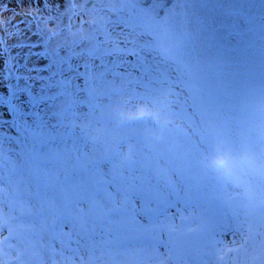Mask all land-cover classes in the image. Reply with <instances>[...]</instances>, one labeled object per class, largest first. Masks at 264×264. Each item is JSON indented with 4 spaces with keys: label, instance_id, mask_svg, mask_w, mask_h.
<instances>
[{
    "label": "rangeland",
    "instance_id": "1",
    "mask_svg": "<svg viewBox=\"0 0 264 264\" xmlns=\"http://www.w3.org/2000/svg\"><path fill=\"white\" fill-rule=\"evenodd\" d=\"M64 7L0 0V264H264V0Z\"/></svg>",
    "mask_w": 264,
    "mask_h": 264
},
{
    "label": "water",
    "instance_id": "2",
    "mask_svg": "<svg viewBox=\"0 0 264 264\" xmlns=\"http://www.w3.org/2000/svg\"><path fill=\"white\" fill-rule=\"evenodd\" d=\"M132 6L142 10L148 16L154 19H160L165 13L168 7H170L175 0H127ZM33 232L32 226L17 225L10 227L6 234V239L14 240L24 235H31ZM194 238L192 233H186L179 239L173 242V262L177 264L189 250L193 249ZM30 239H26V247L22 253L18 255L16 260L26 254L29 250Z\"/></svg>",
    "mask_w": 264,
    "mask_h": 264
},
{
    "label": "snow or ice",
    "instance_id": "3",
    "mask_svg": "<svg viewBox=\"0 0 264 264\" xmlns=\"http://www.w3.org/2000/svg\"><path fill=\"white\" fill-rule=\"evenodd\" d=\"M18 2H21V0H18ZM37 3H43L45 7H48V0H36ZM75 0H61V3H65V7L62 9L64 12L69 11V7L74 4ZM59 8V5H57ZM3 10H7V6H3ZM29 17L32 16V10H29L27 13ZM41 56H44V53H41ZM151 113L146 112L144 109H140L138 112L134 114V118L136 119H144L146 117H150ZM165 130H167V122L162 126L161 132L163 133ZM234 160L232 157L227 154L223 150L222 144H215L213 147V154L209 161V165L214 168L217 171L230 173L233 170L234 167Z\"/></svg>",
    "mask_w": 264,
    "mask_h": 264
},
{
    "label": "trees",
    "instance_id": "4",
    "mask_svg": "<svg viewBox=\"0 0 264 264\" xmlns=\"http://www.w3.org/2000/svg\"><path fill=\"white\" fill-rule=\"evenodd\" d=\"M151 21H154V19H150ZM156 20V19H155ZM106 22L105 23H101V25L103 26V29L104 30H106L107 29V27H106ZM104 30H102V31H104ZM154 31V28L151 30V32H153ZM93 36H97L96 34H92V35H90V37L89 36H87V39L88 38H90V40L93 38ZM102 38H105V36L103 35V36H101ZM163 38V34L161 35V37H160V39H162ZM48 42V41H47ZM50 42H51V40H50ZM91 42H92V40H91ZM94 42V41H93ZM52 43V42H51ZM50 43V44H51ZM49 44V45H50ZM53 44L54 43H52V45H50V47L52 48L53 47ZM142 47V45L139 47V49ZM46 49H47V51L49 50V46H46ZM151 100L152 101H154V98L153 97H151ZM173 154V153H172ZM48 158H45V159H43V158H40V157H36V156H31V157H28L27 159H26V161L24 162V164L20 167V172H21V174H20V176H22L21 178L25 181V180H29V179H32L31 178V176L30 175H34V178H35V175H36V172H37V170H38V168H40V169H42V167H44L45 166V161L47 160ZM43 170V169H42ZM25 173V174H24ZM65 180H68V181H65ZM70 181H72L70 178H66V179H64L63 181H62V183L59 185V187H63L64 186V184L65 185H67L68 187L67 188H70V189H74V190H76V189H80V191L79 192H77L79 195H81V196H83V197H85V195L84 194H94V190H95V187H93V188H90V189H88V188H86V186L85 185H80V184H78L79 182H74V181H72V182H70ZM17 182H18V185H20V183H21V180L20 179H18L17 180ZM84 184V183H83ZM85 189H87V190H85ZM92 189V190H91ZM20 198V197H19ZM86 198V197H85ZM86 199H88V197L86 198ZM15 200V199H14ZM21 203V200L19 199V201L17 202V205L18 204H20Z\"/></svg>",
    "mask_w": 264,
    "mask_h": 264
},
{
    "label": "flooded vegetation",
    "instance_id": "5",
    "mask_svg": "<svg viewBox=\"0 0 264 264\" xmlns=\"http://www.w3.org/2000/svg\"><path fill=\"white\" fill-rule=\"evenodd\" d=\"M26 236H27V238H28V236H30V235H24V236H21L20 238H22V237L25 238ZM20 238H18V239H20ZM27 238H25V244H26V239H27ZM18 239H14V240H18ZM8 247H9V249L13 250V248H14V244H9ZM25 247H26V245H25ZM24 249H25V248H24ZM22 252H23V251H22ZM22 252H19V253L17 254V256L15 257V261H18L19 259H21L22 257H24V256L28 253V252H27L26 254H24L23 256H21L18 260H16V258L18 257V255H19L20 253H22ZM3 253H4V251H3Z\"/></svg>",
    "mask_w": 264,
    "mask_h": 264
}]
</instances>
